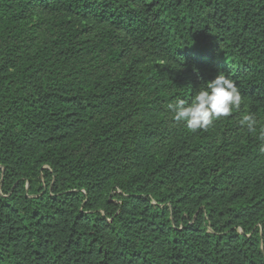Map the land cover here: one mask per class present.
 I'll return each instance as SVG.
<instances>
[{
    "label": "trees",
    "instance_id": "16d2710c",
    "mask_svg": "<svg viewBox=\"0 0 264 264\" xmlns=\"http://www.w3.org/2000/svg\"><path fill=\"white\" fill-rule=\"evenodd\" d=\"M261 129L264 0H0V264H264Z\"/></svg>",
    "mask_w": 264,
    "mask_h": 264
},
{
    "label": "clouds",
    "instance_id": "9594fccd",
    "mask_svg": "<svg viewBox=\"0 0 264 264\" xmlns=\"http://www.w3.org/2000/svg\"><path fill=\"white\" fill-rule=\"evenodd\" d=\"M241 104L242 96L234 81L224 72H219L206 87L195 92L190 102L177 97L175 103L168 104V109L176 121H183L188 130L195 132L207 130L215 121L230 116ZM239 123L249 132L256 131L257 122L251 112L244 114ZM259 137L264 140V129L260 130Z\"/></svg>",
    "mask_w": 264,
    "mask_h": 264
}]
</instances>
